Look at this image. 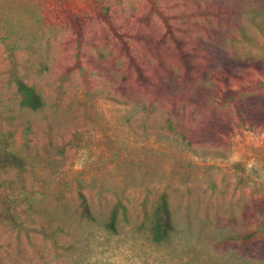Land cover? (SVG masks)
<instances>
[{
	"label": "rangeland",
	"instance_id": "rangeland-1",
	"mask_svg": "<svg viewBox=\"0 0 264 264\" xmlns=\"http://www.w3.org/2000/svg\"><path fill=\"white\" fill-rule=\"evenodd\" d=\"M4 145L0 264H264V0H0Z\"/></svg>",
	"mask_w": 264,
	"mask_h": 264
},
{
	"label": "trees",
	"instance_id": "trees-1",
	"mask_svg": "<svg viewBox=\"0 0 264 264\" xmlns=\"http://www.w3.org/2000/svg\"><path fill=\"white\" fill-rule=\"evenodd\" d=\"M18 93L20 96L21 107L31 111H39L43 108L44 102L42 96L32 86L27 85L22 80H18ZM24 159L17 154L14 150L4 145L0 149V171L8 169H22L24 167ZM80 209L82 217L88 221H94L91 207L84 194L79 195ZM0 205V221L14 222L9 203ZM122 204H118L116 209L111 213L105 227L107 230L116 232V225L118 222V212L122 209ZM155 223L152 230L153 239L156 243L167 241L171 234L175 231L173 222L172 210L167 193H162L158 200L154 213Z\"/></svg>",
	"mask_w": 264,
	"mask_h": 264
}]
</instances>
